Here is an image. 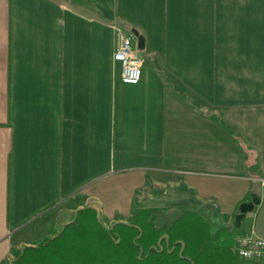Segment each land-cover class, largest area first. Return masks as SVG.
Wrapping results in <instances>:
<instances>
[{
    "label": "crops",
    "instance_id": "0c3cea01",
    "mask_svg": "<svg viewBox=\"0 0 264 264\" xmlns=\"http://www.w3.org/2000/svg\"><path fill=\"white\" fill-rule=\"evenodd\" d=\"M133 30L137 85L114 60ZM85 207L264 238V0H0V264Z\"/></svg>",
    "mask_w": 264,
    "mask_h": 264
},
{
    "label": "trees",
    "instance_id": "16d2710c",
    "mask_svg": "<svg viewBox=\"0 0 264 264\" xmlns=\"http://www.w3.org/2000/svg\"><path fill=\"white\" fill-rule=\"evenodd\" d=\"M235 244L231 230L212 234L193 211L167 228L151 209L137 212L130 224L107 228L96 209L85 207L54 236L18 252L13 264H264L242 259Z\"/></svg>",
    "mask_w": 264,
    "mask_h": 264
},
{
    "label": "built area",
    "instance_id": "2783aa9c",
    "mask_svg": "<svg viewBox=\"0 0 264 264\" xmlns=\"http://www.w3.org/2000/svg\"><path fill=\"white\" fill-rule=\"evenodd\" d=\"M114 60L121 66L123 83L137 85L141 82L144 59L139 55V48L134 45L131 35L119 33ZM235 243L236 251L242 259L264 263V238L238 234Z\"/></svg>",
    "mask_w": 264,
    "mask_h": 264
},
{
    "label": "water",
    "instance_id": "95a60500",
    "mask_svg": "<svg viewBox=\"0 0 264 264\" xmlns=\"http://www.w3.org/2000/svg\"><path fill=\"white\" fill-rule=\"evenodd\" d=\"M133 34L137 38L138 48L144 49L145 48V40H144L143 35H141L138 30H133ZM259 203H260V197L258 195H254L251 201L241 203V205L239 207V213L237 214V216L233 222L234 226L239 228L241 225V220L244 218V216L247 215L248 213L252 212ZM81 209L82 208H79L75 212V218L72 219L69 223H67V225L70 223H73L75 221L76 216L78 214V211Z\"/></svg>",
    "mask_w": 264,
    "mask_h": 264
},
{
    "label": "rangeland",
    "instance_id": "374dc122",
    "mask_svg": "<svg viewBox=\"0 0 264 264\" xmlns=\"http://www.w3.org/2000/svg\"><path fill=\"white\" fill-rule=\"evenodd\" d=\"M72 217H73V212H68V216H66L65 217V219H64V223H66L67 221H70V220H72ZM100 219V218H99ZM101 220V219H100ZM104 224V223H103ZM107 228H110V227H112V226H110V225H108V224H104ZM63 226H61V227H58L56 230H54V232H52L50 235H49V237H52L53 235H55L59 230H60V228H62ZM39 230H40V228L38 227V225L37 224H33V225H31L28 229H26V230H24L22 233H20V234H18V235H16L15 236V239H17L18 237H20V235H28V234H34V233H38L39 232ZM14 231V230H13ZM15 232V231H14ZM13 233V232H12ZM16 233V232H15ZM15 233H13L12 234V236L15 234ZM11 234V232H9L8 233V236H7V238H12V236L11 237H9V235ZM48 237V238H49ZM5 263H7V262H5ZM4 264V263H3Z\"/></svg>",
    "mask_w": 264,
    "mask_h": 264
}]
</instances>
